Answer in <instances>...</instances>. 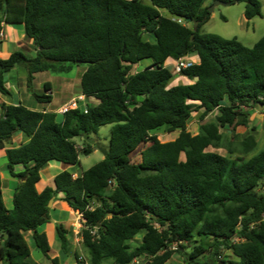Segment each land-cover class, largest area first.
I'll use <instances>...</instances> for the list:
<instances>
[{
	"label": "trees",
	"instance_id": "obj_1",
	"mask_svg": "<svg viewBox=\"0 0 264 264\" xmlns=\"http://www.w3.org/2000/svg\"><path fill=\"white\" fill-rule=\"evenodd\" d=\"M206 1L0 0V32L5 25H23L36 51L31 56L15 50L0 59V95H10L4 75L16 67L27 70L31 88L38 73L68 74L85 65L80 91L99 101L61 120L55 112L0 103V150L14 136L24 137L20 147L5 149L6 170L22 181L13 209L4 204L0 173L1 264H33L26 233L48 258L51 246L38 228L50 222L48 204L59 193L83 218L80 236L91 264H172L182 243L196 237L211 243L194 245L188 264H264V193L258 191L264 151L246 160L212 150L223 140L221 129L247 127L251 110L264 108V36L247 47L200 33L210 19ZM210 1L244 2L246 19L261 16L257 0ZM193 21H200L196 32ZM186 57L197 60L181 73L191 83L171 86L174 73L166 62ZM146 60L147 67L131 73ZM50 89L46 83L44 93H34L40 104L52 102ZM200 110L202 118L216 110L219 115L193 135L187 124ZM106 125L111 136L104 159L77 178L60 172L38 192L50 161L79 164L81 155L96 150L83 136L92 139ZM161 129L179 135L162 143L154 133ZM255 142L249 135L241 154ZM142 144L141 161L132 163ZM55 232L61 252L50 261L59 264L69 252L71 232L59 223ZM140 233L142 242L134 243ZM224 250L234 258L217 260ZM75 259L84 264L77 253Z\"/></svg>",
	"mask_w": 264,
	"mask_h": 264
},
{
	"label": "rangeland",
	"instance_id": "obj_2",
	"mask_svg": "<svg viewBox=\"0 0 264 264\" xmlns=\"http://www.w3.org/2000/svg\"><path fill=\"white\" fill-rule=\"evenodd\" d=\"M145 3H149L148 0H144ZM261 7V16L254 17L252 19H246L244 12H245V3L244 2H235L234 4H228V5H217L214 6V3H211L210 0L206 1V5L208 6V10H213L210 13V19L207 21L201 23L200 25V33H208V34H216L223 38H232L237 39L239 42H241L243 45L247 47H253L255 44H257L264 36V0H257ZM11 27V26H10ZM9 29V28H7ZM5 35V34H4ZM5 37V36H4ZM3 37V39H4ZM15 38H19V35L13 34L11 39L14 40ZM8 43V42H7ZM12 46V47H11ZM10 52L12 53L15 50H21L24 52L23 49L19 45L12 44ZM26 53V52H25ZM28 54V53H27ZM150 64V61L146 60L143 61L139 66H133L131 73L141 71L143 68L147 67ZM167 64V67L173 72V62ZM85 65H81L77 70H73V72L69 74H60L55 75L52 73H40L36 76L34 83L32 85V89H29V92L27 93V90L24 89L25 85L27 84V70L23 67H16L11 72L7 73V79L12 84L10 85V88L13 90V92L17 93L21 92L24 95H26L25 99L27 100V104L29 105H35L36 107L42 108V105L40 102L37 101L33 93L39 92L44 93L43 88L45 86V83L47 81H51L53 83V97L54 99L58 98L61 99L63 97V91L59 88L61 87V82H59L60 79H62L61 76L65 77H74L77 71L82 70L85 68ZM189 84L191 83L190 80L183 77L182 75L174 74V79L172 81V84ZM171 84V86H172ZM15 98V94L13 96ZM96 101L88 99L85 101V103H81L82 105L86 106V104H95ZM202 110L193 112V115L188 121L187 124V130L193 134L197 135L201 132V125L206 124L208 122L215 121V118L218 117L219 112L216 110L212 113H210L208 116H202ZM249 123L248 126H237L235 128V131L232 132L231 130H228V128L221 129L223 140L220 142V145L215 150L217 152H220L224 155H228L230 152H233V154H230V157L236 158V157H242L244 159H249L252 156L258 154L261 151H264V108L262 110L257 107L256 109L251 110L250 117L248 118ZM158 140L162 143L172 141L177 138L179 135V131L174 132H167L166 130H159L154 132ZM249 135H251L254 138L255 146L254 148L248 153V154H241V142L244 141ZM110 136H111V126L106 125L100 128L98 134L92 135V140L95 141V152L90 154L89 156L81 155L80 163L77 165L72 166L74 170H77L78 172H82V170H88L92 166H94L97 162L101 161V159L104 158V154L101 150H99L97 147L107 149L110 142ZM78 141V139H76ZM147 144H142L140 147L131 154V161L132 163H138L141 161V152L145 148ZM182 159L184 160V156H182ZM6 164H7V158L6 156L0 157V173L3 177V187H4V199L5 204L9 207H12L13 203V190L17 184L19 183V180L13 179V177L8 173L6 170ZM73 168L70 170V172H74ZM43 178L48 177L45 174H42ZM259 192L264 193V177L261 181V186L258 189ZM50 209H53V205L50 207ZM54 215V214H52ZM61 220L65 221L64 218H67L66 213L60 214ZM78 216V215H77ZM81 221V220H80ZM81 225H79V230L77 234H74L72 230H70L71 235V244L69 248V253H67L63 258L61 257V262H65V259L67 256H71V262L75 261V257L72 255L73 252H77L81 256V259L84 261V264H91L89 256H88V250L84 246L82 242V238L80 236V231L84 227V223L80 222ZM54 237H51L52 242V250L51 256L55 257V253L57 251H61L60 246L58 244V240L56 237L55 231H53ZM141 235L134 240V243H141ZM28 239V242L31 246L32 251V258H42L43 264H52L50 260L47 259L45 255L39 252V250L36 248L34 241L30 238V236L26 237ZM234 241H237L235 239ZM211 241L207 238H200L196 237L195 242L193 243H182V249L181 251L174 253L173 256L170 258V262L172 264H188V259L191 255L192 249L194 245L199 244L202 245L205 248H208L210 246ZM175 249V248H174ZM60 257V254L59 256ZM223 258L222 260L228 262L231 259L234 258L233 252L231 250H224L222 251L221 255L218 256L217 260ZM74 259V260H73ZM60 263V262H59ZM1 264V263H0ZM102 264H112L111 261H103ZM132 264H138V261L133 262Z\"/></svg>",
	"mask_w": 264,
	"mask_h": 264
},
{
	"label": "crops",
	"instance_id": "obj_3",
	"mask_svg": "<svg viewBox=\"0 0 264 264\" xmlns=\"http://www.w3.org/2000/svg\"><path fill=\"white\" fill-rule=\"evenodd\" d=\"M163 14H165V13H163ZM7 28H9V29H7ZM2 31L4 32V34H5L4 36L5 37H4V39L0 40V59H6V58H8L11 55L10 50H11V47H12L11 45L12 44L19 45L21 47V49L24 50V52L28 53L31 56H34L36 54V51L34 49L32 40L26 39L23 25H20V24L5 25ZM13 34L14 35L15 34L19 35V38H15L14 40H12L11 37H12ZM173 61H174L173 59H169L166 63L170 64ZM166 66H167V64H166ZM79 67L80 66L75 67L73 70H75V69L77 70ZM85 69H86V67L83 68L80 71H77L78 73H76V75L74 77H68L67 78L65 76H61L62 79L59 80V82H61L60 83L61 87H59V88L60 89L62 88L61 90L63 91L62 92L63 93V97L61 99H58V98L54 99V97H53V92L54 91H53V88H52L53 83L51 81H47L46 83H51L50 94L52 96V102L49 105L41 104L42 108L36 107L35 105L31 106V105L27 104V100H29V99H27V98L25 99L26 95H24L23 93L18 92V94H17L15 92H13V90L10 88V85H12V84L8 81L7 73H6L4 75L5 86L10 91V95H6V96L0 95V103L16 104V105L23 104V105H25L28 108H31L33 110H40V111H44L45 110L47 112H55L56 113L57 110H59L63 105H66L70 101H72L73 99L77 98L78 96L83 95L81 93V91H80V87H81V76H82L83 72L85 71ZM73 70L71 72H73ZM46 73H49V72H46ZM38 74H40V73H38ZM38 74L35 75V78H36V76ZM55 75H60V74H55ZM27 85H28V82L25 85L24 89L27 90V93H28L29 89H28ZM173 85H177V84H172V86ZM30 89H32V88H30ZM43 91H44V88H43ZM36 93H39V92H36ZM14 94H15V98L13 97ZM89 99L96 101L95 104H97L99 102L95 98H89ZM86 100H88L87 97H86ZM0 113H1V111H0ZM61 119H62V116L58 115V120H61ZM23 142H24V137L21 134H18V135L14 136L12 138L10 143L6 144L5 149L6 148H11V147L18 148V147H20V145ZM5 149L0 150V157L6 155ZM72 168L73 167L71 165L63 164L60 161H55V160L50 161L48 163L47 168L44 169L41 172V180L37 184L38 192H42L45 189V187H47V186H52L55 177L60 172L62 173L64 171H70ZM17 170H22V167L18 166ZM73 170H74V168H73ZM81 173L82 172H78L77 170H74V172H72L74 178H77L78 176H80ZM42 174H45L48 177L43 178ZM13 179H16V178H13ZM20 182H22V181H19V183ZM16 187L13 190L11 189V191H13V196H14V192H15ZM3 197H4V187H3ZM62 198H63V194H60V193L55 197L54 202L52 204L53 205V209H50V211H49L50 222L46 223V224H44V225H42L41 227L38 228V231L40 233H42V232L46 233V235L48 237L49 244L51 246V251L48 252V258H47L48 260H51V259H53L55 257L58 258L59 254L61 252V251L54 252L55 253V257L51 256V254H50L51 252H53L51 237H54V234H53L54 232L53 231H55L56 224H58V223L59 224H63L66 227L67 230H72L74 234H77L78 230H79V225H81L80 222H84L81 214H79L78 212L73 211L72 209L67 207L66 206L67 204L62 201ZM4 201H5V199H4ZM4 204H5V202H4ZM5 206H6L7 209H13V204H12V207L7 206L6 204H5ZM63 212L67 214V218H64L65 221L61 220V218H60L61 217L60 214L62 215ZM52 214H54V215H52ZM27 236H30V233H26L25 234V238ZM27 241H28V239H27ZM29 246H30V244H29ZM30 248H31V246H30ZM32 251L33 250L31 249L30 261H32L33 264H43L42 263V258H36V259L32 258ZM76 253L77 252L75 251V252H73L72 255L75 257ZM71 259H72L71 256H67L66 259H65V262H61L60 261L59 264H74L76 262V259H75L74 262H71Z\"/></svg>",
	"mask_w": 264,
	"mask_h": 264
},
{
	"label": "built area",
	"instance_id": "obj_4",
	"mask_svg": "<svg viewBox=\"0 0 264 264\" xmlns=\"http://www.w3.org/2000/svg\"><path fill=\"white\" fill-rule=\"evenodd\" d=\"M4 37V32H0V40L3 39ZM195 64H197V60L194 58L186 57V58H181L173 61V73L177 75H181L182 71L192 68ZM86 101V96L81 95L78 96L77 98L73 99L70 101L68 104L63 105L59 110H57V114L59 115H64L68 111L75 110L81 107V103H85ZM82 107L85 108V111H87L86 106L82 105Z\"/></svg>",
	"mask_w": 264,
	"mask_h": 264
},
{
	"label": "water",
	"instance_id": "obj_5",
	"mask_svg": "<svg viewBox=\"0 0 264 264\" xmlns=\"http://www.w3.org/2000/svg\"><path fill=\"white\" fill-rule=\"evenodd\" d=\"M217 5H228V3H224V2H220V1H216V2H214V6H217ZM208 11H209V10H208ZM212 11H213V10H210L209 13H211ZM186 22L191 23V22H192V19H187ZM199 22H200V21H193L192 24H193V31H194V32L197 31V29H198V25H199ZM191 41H193V35L191 36ZM195 80H198V77H196ZM258 107H259L260 110L263 109V106H262L261 104H258ZM83 138L86 140V142H87L88 144H90V145H92V146H95V144H96L95 141L92 140V139H90V138L88 137V135L85 134V135L83 136ZM97 148L103 152L104 156L107 155V153H108L107 149H103V148H100V147H97ZM54 199H55V197H53V198L50 200V203L48 204V207H49V208H50L51 205L53 204ZM5 237H7V233L5 234Z\"/></svg>",
	"mask_w": 264,
	"mask_h": 264
}]
</instances>
